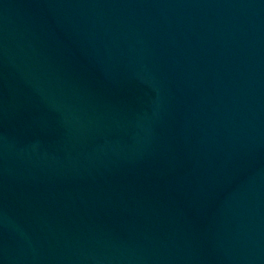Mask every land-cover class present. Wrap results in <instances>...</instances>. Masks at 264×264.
Masks as SVG:
<instances>
[{"label": "water", "instance_id": "obj_1", "mask_svg": "<svg viewBox=\"0 0 264 264\" xmlns=\"http://www.w3.org/2000/svg\"><path fill=\"white\" fill-rule=\"evenodd\" d=\"M0 264H264V0H0Z\"/></svg>", "mask_w": 264, "mask_h": 264}]
</instances>
